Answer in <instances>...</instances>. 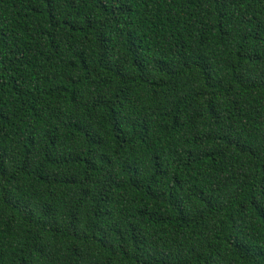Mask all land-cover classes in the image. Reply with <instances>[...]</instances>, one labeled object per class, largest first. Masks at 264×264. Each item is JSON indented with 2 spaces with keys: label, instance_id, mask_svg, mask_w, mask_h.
Masks as SVG:
<instances>
[{
  "label": "trees",
  "instance_id": "16d2710c",
  "mask_svg": "<svg viewBox=\"0 0 264 264\" xmlns=\"http://www.w3.org/2000/svg\"><path fill=\"white\" fill-rule=\"evenodd\" d=\"M0 264H264V0H0Z\"/></svg>",
  "mask_w": 264,
  "mask_h": 264
}]
</instances>
